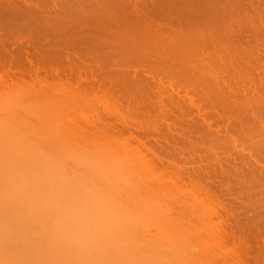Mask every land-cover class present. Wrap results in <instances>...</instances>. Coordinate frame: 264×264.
<instances>
[{
  "label": "bare ground",
  "instance_id": "obj_1",
  "mask_svg": "<svg viewBox=\"0 0 264 264\" xmlns=\"http://www.w3.org/2000/svg\"><path fill=\"white\" fill-rule=\"evenodd\" d=\"M0 32V264H264V0H0Z\"/></svg>",
  "mask_w": 264,
  "mask_h": 264
},
{
  "label": "rangeland",
  "instance_id": "obj_2",
  "mask_svg": "<svg viewBox=\"0 0 264 264\" xmlns=\"http://www.w3.org/2000/svg\"><path fill=\"white\" fill-rule=\"evenodd\" d=\"M6 32H7V31H6ZM0 33H1V32H0ZM2 34H3V33L0 34V41H1V42L4 41V40H5V41L7 40L8 43H9V41L12 43V41H11L10 39H13V38H12V35H14V34H11V35H10V33H9V35H7V36H9V37H6V34H4V35H5V37H4ZM3 37H4V38H3ZM1 38H2L3 40H1ZM7 38H8V39L10 38L9 41H8ZM13 40H14V39H13ZM5 41H4V42H5Z\"/></svg>",
  "mask_w": 264,
  "mask_h": 264
}]
</instances>
